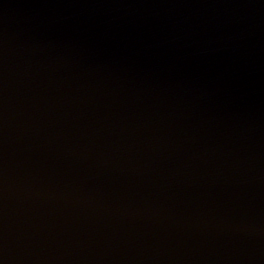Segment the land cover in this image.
<instances>
[{
  "label": "water",
  "instance_id": "1",
  "mask_svg": "<svg viewBox=\"0 0 264 264\" xmlns=\"http://www.w3.org/2000/svg\"><path fill=\"white\" fill-rule=\"evenodd\" d=\"M0 264H264V0H0Z\"/></svg>",
  "mask_w": 264,
  "mask_h": 264
}]
</instances>
